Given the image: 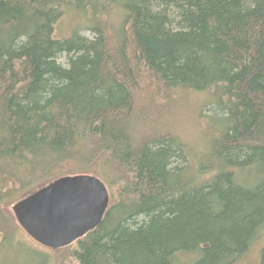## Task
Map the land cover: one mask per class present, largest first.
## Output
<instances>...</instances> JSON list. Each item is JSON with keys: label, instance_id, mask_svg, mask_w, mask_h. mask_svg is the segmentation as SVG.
<instances>
[{"label": "trees", "instance_id": "1", "mask_svg": "<svg viewBox=\"0 0 264 264\" xmlns=\"http://www.w3.org/2000/svg\"><path fill=\"white\" fill-rule=\"evenodd\" d=\"M69 11L85 24L58 38ZM200 93L215 106L203 159L155 132ZM74 174L104 180L111 203L58 264L245 255L264 232V0H0V233L13 202Z\"/></svg>", "mask_w": 264, "mask_h": 264}, {"label": "water", "instance_id": "2", "mask_svg": "<svg viewBox=\"0 0 264 264\" xmlns=\"http://www.w3.org/2000/svg\"><path fill=\"white\" fill-rule=\"evenodd\" d=\"M110 205L106 183L95 174L65 175L14 202L20 226L38 243L59 249L94 230Z\"/></svg>", "mask_w": 264, "mask_h": 264}, {"label": "rangeland", "instance_id": "3", "mask_svg": "<svg viewBox=\"0 0 264 264\" xmlns=\"http://www.w3.org/2000/svg\"><path fill=\"white\" fill-rule=\"evenodd\" d=\"M84 19L75 11H69L61 17L55 26L56 37H68L72 32L83 25ZM85 24V23H84ZM81 33L91 35L86 28ZM182 102L168 108L157 117L156 130L164 129L166 124L171 132L184 139V143L191 146L192 153L204 157L205 143L199 136L202 129L210 122L214 112V103L207 94H194L180 98ZM165 114V115H164ZM164 115V116H163ZM148 127H141V135L149 133ZM73 165V164H72ZM76 166L78 164H75ZM74 166V165H73ZM117 187L113 186L116 191ZM112 193V192H111ZM14 203V202H13ZM13 203L7 208L9 214L14 216L11 209ZM16 228L7 234L0 233V264H58L59 252L48 248L35 241L17 222ZM264 245V232L248 250V252L238 259L234 264H258L260 253ZM61 253V252H60Z\"/></svg>", "mask_w": 264, "mask_h": 264}, {"label": "bare ground", "instance_id": "4", "mask_svg": "<svg viewBox=\"0 0 264 264\" xmlns=\"http://www.w3.org/2000/svg\"><path fill=\"white\" fill-rule=\"evenodd\" d=\"M262 230V229H261ZM259 238V237H258Z\"/></svg>", "mask_w": 264, "mask_h": 264}]
</instances>
